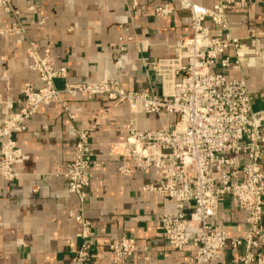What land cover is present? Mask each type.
I'll return each instance as SVG.
<instances>
[{
    "label": "crops",
    "instance_id": "obj_1",
    "mask_svg": "<svg viewBox=\"0 0 264 264\" xmlns=\"http://www.w3.org/2000/svg\"><path fill=\"white\" fill-rule=\"evenodd\" d=\"M20 13L0 14V118L21 107V89L31 83L41 87L26 51L30 42L42 56L51 57L57 69H66V82H119L126 90L162 92L161 79L144 64L145 59L173 57L181 38H190L191 14L180 0H11ZM207 9L219 0H193ZM235 0L227 11L229 30L210 27L212 35L227 33L240 41L225 57L238 61L239 70L215 72L230 80L246 82L254 110L264 109V0H250L243 8ZM167 5L168 16L156 9ZM15 26L21 34H9ZM64 81L56 83L63 88ZM65 106H43L25 132L15 135L23 152L16 164L19 174L13 181L0 177V264H69L80 249V226L73 216L80 213L92 224L93 249L90 264H114L110 245L122 236L137 242L136 253L123 264H188L194 250L171 247L163 238L161 215L174 203L145 192L156 177L135 169L130 159L112 152V146L127 139L126 125L132 119L130 108L113 107L103 96L92 99L79 95L64 98ZM176 118L161 113L140 115L142 130H156L174 123ZM80 131L90 134L96 179L84 204L69 192L64 178L73 160ZM122 168L128 173L120 172ZM247 213L228 197L221 199L211 224L230 236L248 232ZM244 248L228 246L223 260L233 264Z\"/></svg>",
    "mask_w": 264,
    "mask_h": 264
},
{
    "label": "built area",
    "instance_id": "obj_2",
    "mask_svg": "<svg viewBox=\"0 0 264 264\" xmlns=\"http://www.w3.org/2000/svg\"><path fill=\"white\" fill-rule=\"evenodd\" d=\"M234 2L219 0L207 9L193 0H180L181 8L191 14L192 36L178 40L173 57L144 60L161 79L160 95L126 90L119 82H66V69L55 68L49 54L42 56L37 44L30 42L26 54L41 87L25 83L20 109L0 118V177L6 181L18 177L15 166L23 152L15 135L27 130L41 107L65 106L64 98L79 95L89 99L103 96L115 108L127 105L133 116L126 125V141L113 145L112 152L130 159L136 170L156 177L155 183L144 187L145 192L174 203L173 209L160 217L164 240L177 251L191 246L194 253L188 264H216L223 260L228 246L244 248L233 264H264V109L254 110L245 81L230 80L214 71L219 61L223 69H240L238 61L225 57L227 50L240 47V41L229 33L225 38L214 37L207 25L228 31L227 11ZM239 2L246 8L250 0ZM156 11L168 16L173 10L164 5ZM1 13L13 14L19 23L20 13L11 0H0ZM22 32L20 26L8 31ZM58 81L65 82L63 88L57 87ZM3 104L0 97V106ZM161 113L174 116L175 122L156 130L139 128L138 116ZM98 167L90 134L80 131L73 160L63 175L69 192L81 204ZM225 197L247 213L249 228L244 236H230L211 224ZM73 217L80 226L82 245L69 264H90L92 224L83 213ZM110 251L113 263L123 264L136 253L137 242L122 236L110 245Z\"/></svg>",
    "mask_w": 264,
    "mask_h": 264
}]
</instances>
